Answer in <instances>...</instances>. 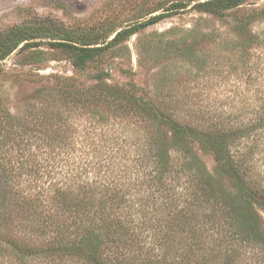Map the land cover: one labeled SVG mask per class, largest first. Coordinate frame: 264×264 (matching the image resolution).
I'll list each match as a JSON object with an SVG mask.
<instances>
[{"label": "trees", "instance_id": "trees-1", "mask_svg": "<svg viewBox=\"0 0 264 264\" xmlns=\"http://www.w3.org/2000/svg\"><path fill=\"white\" fill-rule=\"evenodd\" d=\"M185 10L226 20L233 36L171 42L172 57L205 70L196 54L204 44L236 61L244 81L233 99L199 105L163 95L166 81L197 76L181 68L150 92L107 84L98 67L106 56ZM144 17L104 33L43 21L0 32V61L50 39L77 74L96 69L92 85L51 89L46 105H29L23 117L0 105V264H264V5L158 0L134 19ZM160 47L143 53L166 57ZM73 114L92 127L107 117L134 127L78 132Z\"/></svg>", "mask_w": 264, "mask_h": 264}, {"label": "rangeland", "instance_id": "rangeland-1", "mask_svg": "<svg viewBox=\"0 0 264 264\" xmlns=\"http://www.w3.org/2000/svg\"><path fill=\"white\" fill-rule=\"evenodd\" d=\"M157 2L158 0H0V32L24 23L43 21L63 25L77 32L92 30L104 33L113 26L124 27L130 23L145 22L148 17L134 19L137 11L143 5H154ZM248 5L260 7L264 5V0H248ZM260 27L264 29V25ZM202 34L233 36L227 27L226 20L220 21L210 15L185 10L142 27L124 41L121 50L116 49L114 54L106 56L98 67L108 73L107 84L125 86L133 82L137 87L148 92L156 86L157 80H162L163 77L172 73L171 71L179 68L184 71L192 70L193 74L198 72L193 79L183 77L180 81H164L168 87L163 88V95H170L175 99L188 103L195 102L199 105H203L206 99L226 97L233 99L237 94L235 92L237 88H239L238 91L242 90L244 81V78L243 80L239 78L240 70L238 73L235 70L236 61L229 62L228 58L223 61L217 49L208 51L209 47L204 44L203 47L200 44L196 54L207 58L209 68H206V71L199 70L197 67L193 68V64L187 60L172 57L174 47L169 43L192 42ZM34 42H37V46L21 51L16 50L0 61V105L18 117L27 114L26 109L29 105L35 104L39 107L46 105L47 94L45 93L50 92L51 89L57 90L70 81H75L76 87L92 85L90 77L96 71V69H89L85 74H77L70 63L68 54L63 49L53 46L52 40L41 39ZM154 45H160L167 56L155 58L151 56L152 54L143 53ZM231 59L234 60V58ZM181 69L178 71L183 72ZM124 70L130 71L132 76L124 75ZM38 92L45 94V98L41 101L37 96ZM87 118V115L73 114L69 118L75 122L71 127L78 132L92 128L97 131L101 128L105 130L104 128H109L111 123L114 128L121 130L134 127L130 122L117 124V119L108 117L110 123L104 126L96 123L92 127ZM99 132L95 138H99ZM198 154L200 155L199 152ZM200 156L207 168L213 169L212 158ZM262 216L264 218V215Z\"/></svg>", "mask_w": 264, "mask_h": 264}, {"label": "water", "instance_id": "water-1", "mask_svg": "<svg viewBox=\"0 0 264 264\" xmlns=\"http://www.w3.org/2000/svg\"><path fill=\"white\" fill-rule=\"evenodd\" d=\"M153 23H150L149 25H152ZM148 26V25H147Z\"/></svg>", "mask_w": 264, "mask_h": 264}]
</instances>
